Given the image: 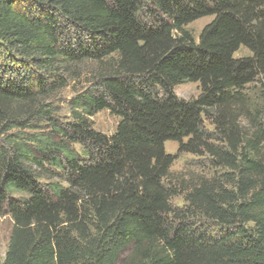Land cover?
Instances as JSON below:
<instances>
[{
	"label": "trees",
	"instance_id": "trees-1",
	"mask_svg": "<svg viewBox=\"0 0 264 264\" xmlns=\"http://www.w3.org/2000/svg\"><path fill=\"white\" fill-rule=\"evenodd\" d=\"M0 53V264H264V0H0ZM87 61L98 78L59 122L49 99ZM179 153L223 172L181 189Z\"/></svg>",
	"mask_w": 264,
	"mask_h": 264
},
{
	"label": "rangeland",
	"instance_id": "rangeland-1",
	"mask_svg": "<svg viewBox=\"0 0 264 264\" xmlns=\"http://www.w3.org/2000/svg\"><path fill=\"white\" fill-rule=\"evenodd\" d=\"M212 19L211 16L202 17L189 23L185 28L188 29L195 38L198 37L202 27ZM2 54V53H0ZM249 51L245 47H240L234 56H247ZM76 75L68 81V84L57 91L50 99V103L55 111L56 119L59 122H65L70 118L68 102L75 93L85 90L91 86V83L98 78L97 72L99 71L98 64L95 62L87 61L75 67ZM264 88V76H261L258 81L248 86V92L252 95V99L257 100L259 90ZM200 92L199 84L196 82H186L174 87V93L181 98L190 99L196 97ZM254 100V101H255ZM93 128L102 133H112L117 125L118 117L111 114L108 110H101L91 117ZM207 129L212 130V126L205 121ZM45 124L42 123L40 128L36 131L46 130ZM34 131V130H24ZM76 150H80V146L73 145ZM165 150L168 153H177V143L174 141L165 142ZM172 173L171 183L184 189H188L198 184L203 179H212L218 177L223 171L219 168L212 167L208 155H194L191 153H179L173 161L170 169ZM39 181L45 182L44 178ZM53 181H59L62 185L66 183L62 180L54 178ZM182 184V186H181ZM14 198H24L26 195L22 192H14ZM171 202L173 206L182 208L185 205L182 194L172 197ZM11 218L8 214H0V262L3 260L9 234L11 230ZM127 250L123 252L121 259L117 264L123 263V258L127 254Z\"/></svg>",
	"mask_w": 264,
	"mask_h": 264
}]
</instances>
